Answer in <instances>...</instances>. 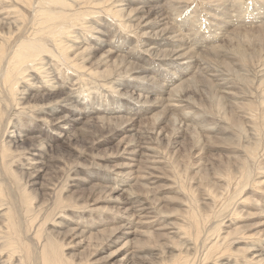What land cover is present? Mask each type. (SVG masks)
Segmentation results:
<instances>
[{
	"label": "bare ground",
	"instance_id": "bare-ground-1",
	"mask_svg": "<svg viewBox=\"0 0 264 264\" xmlns=\"http://www.w3.org/2000/svg\"><path fill=\"white\" fill-rule=\"evenodd\" d=\"M134 1L0 0V264H264V228L245 235L233 220L224 222L231 205L246 201L260 210L252 216L264 215L262 181L253 179L250 194L244 197L251 175L249 160L264 150V128L259 126L264 109L258 108L251 96L259 93L260 105L264 106V78L244 77L246 68L259 67L264 60V0H209L204 10L207 31L202 30L205 23L200 22L196 8L188 11L186 0ZM251 5L259 19L247 23ZM90 14L94 17H88ZM118 18L114 29L111 21ZM117 27L134 38L119 37ZM93 33L100 36L92 39ZM141 36L146 38L139 41ZM199 93L204 94L202 101L191 98ZM80 94L89 99L87 104ZM147 106L157 109L151 114L152 123L147 130L141 131L140 124L135 129L134 116L144 113ZM84 118L83 129L91 126L102 134L134 131L121 141L122 151L131 153L132 158L135 154L144 158L139 160V170L164 173L171 168L181 177L193 172V177L198 178L189 179L187 191L181 186L190 199L181 203L189 214V226L183 236L178 232L180 241L161 242L157 238L165 237L150 227L141 231L148 238L134 240L114 262L115 252L104 260L95 258L96 250L90 251L95 237L102 239L93 249L122 226L144 225L133 217L135 211H157L149 182L138 178L123 190L124 197L117 198L115 211L119 218L110 219L120 221V226L88 236L65 229L61 237L55 236L59 227L69 225L64 218H72L65 209L86 208L91 215L88 207L96 209L93 205L99 200L93 194L113 192L132 179L121 170L115 175H123L125 182L110 175L71 176L74 168L75 175L84 173L77 165L89 160L94 146L88 141L85 148L72 147L58 154L52 146L58 138L67 136L71 121ZM163 124L168 130L163 129ZM183 130L188 145L182 156L188 162L173 157L175 151L168 150ZM244 134L248 139L243 145L240 139ZM75 138V132L66 137L68 141ZM23 139L29 145L16 149L14 144ZM228 143L230 152L225 148ZM215 144L230 154H220L222 162L218 164L199 162L207 146ZM12 154L20 156L27 169L40 163L28 178L45 170L41 182L45 188L41 193L44 208L34 206V197L21 187L26 172L12 169L7 162ZM122 166L132 164L125 162L115 167ZM257 169L264 173V164H258ZM5 175L16 198L2 188ZM70 177L78 179L74 186L98 179L106 187L99 185L93 194L75 199L81 202L67 201L61 190L67 188ZM202 181L211 184L201 188ZM136 186L143 193L131 189ZM228 188L231 192H223ZM238 196L242 199L239 203ZM223 198L224 209L219 206L215 211L216 202ZM121 212L127 215L119 216ZM43 213L46 215L41 218ZM55 216L60 220H54ZM48 220H52L51 227L44 226ZM209 221L211 226L203 229L202 222ZM70 235L78 238L71 247L81 248L75 257L67 256L62 249L64 237ZM236 242L242 244L235 248Z\"/></svg>",
	"mask_w": 264,
	"mask_h": 264
},
{
	"label": "rangeland",
	"instance_id": "rangeland-1",
	"mask_svg": "<svg viewBox=\"0 0 264 264\" xmlns=\"http://www.w3.org/2000/svg\"><path fill=\"white\" fill-rule=\"evenodd\" d=\"M140 1L141 0H135L134 3H140ZM186 1L189 2L188 3L189 6H187L188 11L192 10V8L195 7L196 10L198 11V13H200V17H199L200 22L205 23L207 21V18H205L206 12L204 13V10L208 8V3L210 1L209 0H186ZM121 4H124V2ZM121 6H125V5H121ZM196 10H194L195 11L194 15H197ZM101 12H102L101 14H103L104 10L101 9ZM256 12H257V10L253 5L249 6V10L247 11L248 15L246 17L247 23H249V20L254 21L255 18L259 19V15L256 14ZM262 15H264V13ZM10 16L12 17L13 15H10ZM90 16H93V14L88 15V17H90ZM11 17H9V18H11ZM202 17H203V19H202ZM105 18H107L108 21L112 20L111 17L105 16ZM92 19L93 18H91V20ZM117 20L118 21H116V22L114 19H113V21H111V24L113 25V26L111 25V27L114 29H115L114 26H117V22L120 21L119 18ZM206 27L209 29V27L205 23L202 26V30L205 31ZM116 29H118V33H116V34L119 35V37L125 36L127 38H129V37L134 38L133 34H130V33L124 32V31H120L119 27H117ZM93 34L94 35L91 36L92 39L100 36L98 33H93ZM86 35H88V34H86ZM126 35H128V36H126ZM144 37L146 38V36H141L139 41L142 38L145 39ZM107 39H108V37L104 38V40H107ZM220 42L221 41H219L218 43H220ZM263 63H264V60L261 61V64H259V67L246 68L244 70V77L247 79H250L254 75L255 77H257V79H259L260 77L264 78V65H263ZM251 70H252V73L250 74ZM129 79H131V77H129ZM69 86H70V84H69ZM73 88H75V89H73ZM73 88H72L73 91L76 90L75 86ZM77 88H78V86H77ZM247 92L250 94V91L247 90ZM209 94H211L210 91H209ZM203 95H204L203 93H199L198 95L195 94V96L194 95H192V96L188 95V97L191 96V98L193 100H197L200 102V101H202L201 98L203 97ZM251 96H253L252 100H254L257 107L260 108L261 110H263L264 106L260 105L259 93L255 95L253 92V95H251ZM81 100H84V102L86 104L89 101V99L84 98V95L83 96L81 95ZM114 102H116V100ZM117 103H118V101H117ZM156 110L157 109H155V110L152 109L151 106H149V107L147 106V110L144 113L135 115L134 116V122L135 123H132L135 125V129H137L138 125L140 124V130L141 131H143L144 129L147 130V128H149V126H150L149 124L152 123V121L150 120V117L152 116L151 114L154 113ZM76 114H81V113H76ZM84 121H85V118L81 119L79 122L71 121V126L69 128V131H66L67 136L69 134L71 136L75 132L76 137H77V138H75V140L68 141L66 139L67 136L63 137V138H58L59 140L54 141L53 146H52V148H53L52 151L55 152V154H58L62 151H65V149L71 150L72 147L75 149H81L82 147L85 148V145L88 141H89V143H88L89 145L94 146L92 149H90L91 156L88 157L89 160L86 161L87 164L86 163H80L79 165H77L79 167V169L84 171L85 174L83 172H79V173H77V175H75L77 168H74L75 170L73 169V172H71L72 173L71 176L83 177V176H88V175H91V176L110 175V176L117 177V178L121 179L122 182H125L126 180L124 179L125 177L123 175H119V176L115 175V172L117 170H121V171H124V174L127 177H130L132 179H128L125 184L119 186L118 188H115L116 190H114L113 192H110V193L109 192H107V193L98 192L97 194H93L92 191L97 186H99V185L105 186L100 180L92 179L89 182L78 183L74 186L73 185L74 182H76L78 179H72L70 177L67 188H65L64 190H61V195L67 201L81 202L80 200H75V199L79 196H85V195H89V194H93L94 198H99V200H98V202H95L93 205V207H95L96 209H91L88 207V209H90V211H91V215H89L86 208H85V210H78V209H74V208L65 209V211H67L66 213L71 212L72 218H64L63 217L65 219L64 220L65 222H69V225L66 227L65 226L59 227L61 229H59L58 233H56L55 236L61 237V232L65 229H74V230L82 232L86 236H88V235L100 233L104 230H108V229L113 228V227L120 226V224H121L120 221L110 219L113 216H115V218H119L116 214V211H115V204L118 201L117 198L124 197L126 193L123 194L124 193L123 190L125 188H127L128 186H130L131 184H133L134 181L137 180V178H138V179H143L144 182H149L148 184H150L149 185L150 191L154 194V198L157 201L156 202L157 203V205H156L157 211L153 212V211L148 210V209L135 211V213H134L135 215L133 217L139 223H144V225L141 224L138 227H135L136 225H134V224H128V225L122 226L115 231V233L112 235V237L105 238V240L102 243H99V245H97L93 249L94 244H96L97 242L100 241V239H102L99 236L97 237L98 239H96V237H95L92 241L90 251L96 250L94 252L95 258L100 259V257H101V259H104V260H106L109 257L111 252H115L116 256L112 259V261L114 262V261H116V259H119L123 256V254L125 253V250L130 248V246L134 240L142 241V240H145L146 238H148L147 236L142 235L141 231L142 230H149L150 227H151V230L154 231L156 234L163 235L165 237V238H161V237L157 238L161 242H164V243L168 242V241H165V239H170L172 241H180L181 238H180V235H178V232H181L182 236H183V233L188 230L187 227L189 226V224H188V221H189L188 215L189 214L187 213L185 207L181 205V203H185V202H187V199H190V196H188L186 193H184V190H182L181 186H184L186 188L185 190L187 191V190H189V187H188L189 186V179H192V178L198 179V178L193 177V172L185 173L183 175V177H181L180 173H178L175 169H171V168H169V169L167 168L166 170H164V173L160 172V170H149V169H147L145 171L139 170L138 169L139 164H140L139 160L140 159L143 160L144 158H142L140 156V154H135L134 158H132L131 153H129L127 151H122V147L124 146V142L121 143V141H123L124 139L126 141L127 138H129L131 133H133L134 131H129V130L126 131L125 130V131H122L118 134L111 136L108 134H102L101 131L98 129H97V131H95L96 128L92 127L93 129H91L90 128L91 126L89 128L83 129L84 123H86ZM185 122H187V121H185ZM11 124H10V127L12 128ZM164 125L165 124H163L162 127ZM259 126L261 128H264L263 116H261V120H259ZM142 127H143V129H141ZM163 129H165V128L163 127ZM246 129H247V127H246ZM80 130H82V131H80ZM85 130L89 131V133H88L89 137L85 136V135H81V134H85V132H86ZM165 130H168V128ZM81 132H83V133H81ZM163 134H165V133H163ZM80 136L82 138H80ZM247 139L248 138H246V135L244 134L240 139V144L244 145L245 140H247ZM84 140H85V143H84ZM175 140L176 141L173 142L172 145H170V146L168 145V150L175 151L173 154V157L179 156V159H182V160H185L188 162L189 160L185 159L182 156L185 153L184 147H186L188 145V140L186 138L185 131L183 130V132H181L179 137L176 138ZM163 143H166V142L164 141ZM119 144H120V146H119ZM14 145H15L16 149H22L23 147H27L29 145V142H27V139H23L21 142L15 143ZM162 145L165 146V144H162ZM118 146H119L120 150L118 149ZM229 147H230V144L227 147H225L226 150H229ZM229 152H230V150H229ZM229 152H224L223 150L219 149V146H217L216 144L214 146L210 145V147L207 146V148L202 153L201 156H203V157L199 160V162H202V163L204 162L206 164H211V163L218 164V163L222 162V157L220 156V154L227 156L228 154H230ZM200 154H201V152L199 154L198 153L195 154L194 160H196V158ZM157 158L160 159L161 161L164 160L159 155H157ZM18 159H19V161L16 162L15 160H18ZM79 161H83V159H79ZM7 162L11 165L12 169H14V170H18V171L25 170L26 173L23 175L22 180L20 182L21 187H25L26 190L30 193V195L32 197H34L33 202H32L34 206H37V207L43 206L44 205L43 204L44 195L42 196L41 193L43 192V189H45V188L41 186V182L44 178L45 170L40 171V175L34 176L33 178L26 177L29 173L33 172L31 170L38 169L40 166V163H36L35 166H33V167L30 166L27 169L25 166H22L23 162L21 160V157L20 156H19V158H18V156L13 157V154ZM125 162H130L132 164V166H128V168L125 166L115 167L121 163L124 164ZM258 164H261V165L264 164V150L263 149H261V152L257 155L256 159L249 160V167L248 168L251 172V175H249L250 176L248 179L249 182L247 180L248 185H247L246 190H245L247 193L245 194L244 197H246L250 194V193H248V191L251 190L250 186H252L253 179L254 180L259 179L260 181H262L261 188H264V173H259L260 171L257 169ZM183 166L184 165H182L180 168H182ZM112 167H115V168H112ZM127 170L130 171L128 174L125 173ZM150 171L153 173L150 174ZM213 176H214V172L210 176V180L212 179V181H213ZM7 180H8V176L5 175V179L3 181L4 183H3L2 188L7 194H10L11 198H16L17 194H15L13 192V188L11 187V185L9 184V182ZM202 182H203V184L201 185V188H204V185L207 184L208 181H202ZM210 184L211 183H209L207 185H210ZM131 189H133L135 192L143 193V190L141 188H139L138 186H136V189L133 187ZM228 189L227 190L224 189L225 191H223V192H231V188H228ZM96 191H98V190H96ZM258 192H261V191H258ZM70 195L72 198L70 197ZM242 195L243 194H241V196ZM241 196H238L237 199H240ZM257 196H258V194H257ZM220 200H221L220 202L217 201L215 204L216 205L215 211H218L219 206L221 209L222 208L224 209L225 199L223 198V201H222V199H220ZM241 200L242 199H240L238 201V203ZM259 203H260V205H262L261 201ZM43 208H44V206H43ZM259 211L260 210H258L256 207H254L253 202H251V201H246L245 204H236L234 206L231 205L229 207V210H228V216L224 220V222L228 223L227 220H233L234 223H236V226H238L240 228V231L243 232V234L250 235L255 229H263L264 228V215L252 216V214L258 213ZM231 214H235V215H231ZM45 215H46V213H43L41 218H44ZM118 215L125 217L127 215V213L121 212ZM57 216H55L54 220H60L59 218H57ZM231 217H234V219H231ZM106 219H107V221H106ZM86 220H87V223H86ZM51 221L52 220H48L44 224V226L45 227H51L52 226V224H50ZM211 221L202 222V224H201L202 228L206 230L208 227H210ZM190 231H191V228L189 229V232ZM238 236H240V235H238ZM82 237L83 236H80V238H82ZM64 239H65L64 243L65 242L69 243L68 245H66V243H65V245H63V247H62L64 254H66L67 256L73 255V257H75L74 255L76 253L80 252L81 248L80 247H71V246L73 244V241H77L78 238H76L74 235H70V236H65ZM236 241H239V239ZM125 242H126V244L124 245ZM238 243L242 244V242L234 243L235 248L238 247L237 246ZM137 246H139V244H137L136 247ZM102 247H103L102 251L97 253L98 250ZM174 248L177 249L176 247H174ZM166 249H170V248L167 247ZM170 252H171V254L176 253L175 250H170ZM171 254L167 253V256L170 257ZM80 257L88 259L85 256H80ZM166 259H167V257H165V260ZM162 262H164V260Z\"/></svg>",
	"mask_w": 264,
	"mask_h": 264
}]
</instances>
